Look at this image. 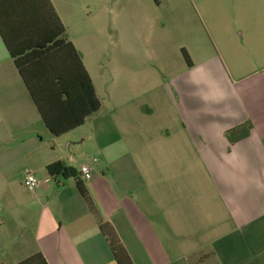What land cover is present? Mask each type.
Segmentation results:
<instances>
[{
    "label": "crops",
    "instance_id": "0c3cea01",
    "mask_svg": "<svg viewBox=\"0 0 264 264\" xmlns=\"http://www.w3.org/2000/svg\"><path fill=\"white\" fill-rule=\"evenodd\" d=\"M40 1L0 0L7 42L0 36V264L36 254L45 264H117L98 220L112 228L132 264H264V65L233 78L217 60L189 58L190 66L162 86L161 98L129 106L114 105L109 95L107 109L84 63L93 32L74 29L79 12L92 18V0H48L65 30L63 44H54L62 37H54L57 28L47 32L41 19L34 30L23 23ZM251 45L259 43L248 41L247 50ZM10 50L19 58L33 53L23 69L52 100L50 110L56 107L57 129L82 112L72 111L71 100L65 104L58 85L78 95V58L99 111L53 136ZM245 123L248 136L230 144L226 133ZM86 143L94 156L87 163L79 160ZM55 162L76 170L96 214L74 179L56 185L48 175L46 166ZM84 165L89 181L79 173ZM25 173L37 179L34 191L23 186ZM26 233L33 255L25 249ZM8 243L18 247L4 262Z\"/></svg>",
    "mask_w": 264,
    "mask_h": 264
},
{
    "label": "rangeland",
    "instance_id": "374dc122",
    "mask_svg": "<svg viewBox=\"0 0 264 264\" xmlns=\"http://www.w3.org/2000/svg\"><path fill=\"white\" fill-rule=\"evenodd\" d=\"M91 5L92 18L79 12L74 29L93 32L95 43L84 63L107 109L109 95L114 105L129 106L161 98L170 77L186 70L181 49L196 64L223 63L233 78L264 65V0H92ZM251 40L259 45L247 50ZM79 155L85 163L94 158L87 143ZM23 242L33 255L31 235ZM3 247L9 262L18 245Z\"/></svg>",
    "mask_w": 264,
    "mask_h": 264
},
{
    "label": "trees",
    "instance_id": "16d2710c",
    "mask_svg": "<svg viewBox=\"0 0 264 264\" xmlns=\"http://www.w3.org/2000/svg\"><path fill=\"white\" fill-rule=\"evenodd\" d=\"M37 6H38L37 7L38 9L29 11L28 14H23V19H22L23 23L26 25L27 28L34 30L37 23L38 22L40 23L39 19H41V24L44 23L47 28L46 31L57 28L58 32L54 34V37L55 38L62 37V40H57L54 42V44H63V39L65 38V30L62 27L59 19L55 15L49 1L48 0L40 1ZM0 36L2 37L4 42L7 44L6 38L1 30V25H0ZM67 45L72 49L70 44H67ZM32 48L34 47L32 46ZM32 48H29L30 51H32L31 50ZM10 54L12 58L14 59V63L19 70L22 80L24 81V84L26 85L28 89V92L40 114V117L43 123L45 124L46 128L49 130V132L53 136H60L66 133L67 131H69L70 129L79 127L80 125H82L84 118L90 115H93L99 111L100 101L96 97L94 87L92 85V82L88 74L84 70L80 62V59L77 57L75 53V56L78 58L77 62H78V68H79V80H78L79 93L78 95L72 94L71 96L69 92L65 90V88L62 89L61 85L60 84L58 85H59V88L62 94L66 96L65 104L69 105V102H70L69 100H71L72 101L71 104H73L72 111L77 112L78 110H80L82 112H81V115L77 118V121H75V123H73L72 125H68L67 127L57 129L55 122L53 121V114L51 112V110L55 111L56 107L53 106V108H51L50 110L49 104L50 103L52 104V100L48 96L46 97L38 92L35 86V81L37 78H32L27 73V70L23 69L24 67L23 62L25 60L27 59L30 60L27 63L33 62V59H32L33 53H26L24 55L25 56L24 58H19V56L17 54H14L12 50H10ZM181 54L186 64L190 66V59L186 51L181 49ZM21 60H23L22 64H21ZM75 98H77V100H75ZM76 101L78 102V107L77 106L75 107L74 105ZM250 129H251L250 124L245 123L243 125H240L236 128L229 130L226 133V137L230 144H234L246 138L249 134ZM46 172L48 173L50 177L54 179V182L56 183V185H59V184L63 185L64 182L69 178L74 179L76 188L79 194L81 195V197L83 198V200L85 201L88 207V210L92 214H96V210L92 204V201L90 200L85 190L84 185L80 182L79 174L76 172L75 169L69 166H66L65 164L61 162H55V163H52L46 166ZM98 226H99V229L102 235L105 237L108 243L110 252L115 262L117 264H132L127 253L125 252L124 248L120 244L112 228L108 224L101 223L100 220H98ZM19 264H45V262L39 254H36L20 262Z\"/></svg>",
    "mask_w": 264,
    "mask_h": 264
},
{
    "label": "built area",
    "instance_id": "2783aa9c",
    "mask_svg": "<svg viewBox=\"0 0 264 264\" xmlns=\"http://www.w3.org/2000/svg\"><path fill=\"white\" fill-rule=\"evenodd\" d=\"M79 173L82 179L86 181L92 178V172L87 165L81 166ZM22 184L27 190L34 191L37 188L38 182L33 174L25 173L22 177Z\"/></svg>",
    "mask_w": 264,
    "mask_h": 264
}]
</instances>
